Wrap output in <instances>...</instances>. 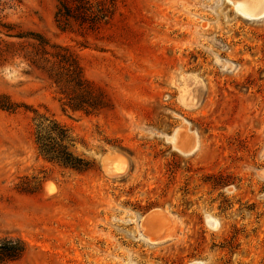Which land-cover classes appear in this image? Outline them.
Segmentation results:
<instances>
[{
	"label": "rangeland",
	"instance_id": "obj_1",
	"mask_svg": "<svg viewBox=\"0 0 264 264\" xmlns=\"http://www.w3.org/2000/svg\"><path fill=\"white\" fill-rule=\"evenodd\" d=\"M85 1L82 23L61 0H0L1 21L69 48L108 101L73 111L56 61L39 69L31 38L0 33L17 106L0 108V240L26 248L6 264H264V17L245 0Z\"/></svg>",
	"mask_w": 264,
	"mask_h": 264
},
{
	"label": "trees",
	"instance_id": "obj_2",
	"mask_svg": "<svg viewBox=\"0 0 264 264\" xmlns=\"http://www.w3.org/2000/svg\"><path fill=\"white\" fill-rule=\"evenodd\" d=\"M76 11L70 5V0H61L60 2V14L68 21L80 20L85 23L88 19L94 16L90 1L75 0ZM14 26L8 23H4L0 20V33L3 31L6 36L10 38H31L34 41V58L32 64L39 69H45L42 64L50 63L51 59H54L55 68L48 72L51 80L60 88L62 94L66 96L68 100L67 106L73 111H86L93 113L100 111L108 106L106 96L95 85L88 81L83 73V68L80 64L79 58L69 48L51 43L47 38L39 33H29L24 35L23 33H14ZM0 96V108L6 111L14 112L17 109L16 104L11 102L5 97V101H1ZM64 139L66 136L61 135ZM38 142L41 145V149L46 155H52V151L49 150L48 145L45 144L41 136L38 137ZM65 159V158H64ZM66 163H70L73 166L82 164L80 161L72 162L70 157L65 159ZM26 248L24 243L17 238H4L0 240V264H6L9 262L18 261L25 254Z\"/></svg>",
	"mask_w": 264,
	"mask_h": 264
},
{
	"label": "bare ground",
	"instance_id": "obj_3",
	"mask_svg": "<svg viewBox=\"0 0 264 264\" xmlns=\"http://www.w3.org/2000/svg\"><path fill=\"white\" fill-rule=\"evenodd\" d=\"M246 3L251 7L250 10H246V5L244 6V2L241 3V10L244 15L250 17V18H262L264 17V0H245ZM247 5V7H248ZM247 8V9H249ZM160 215L159 212L154 211L148 214L145 218V223L148 225H154V221L158 219V216ZM211 222L214 224L215 227H218L219 223L216 220L210 219ZM161 222V221H160ZM156 223V222H155ZM169 234V232H168ZM197 264H203V263H197Z\"/></svg>",
	"mask_w": 264,
	"mask_h": 264
}]
</instances>
